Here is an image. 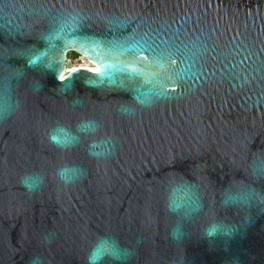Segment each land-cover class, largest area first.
<instances>
[{"label": "water", "instance_id": "water-1", "mask_svg": "<svg viewBox=\"0 0 264 264\" xmlns=\"http://www.w3.org/2000/svg\"><path fill=\"white\" fill-rule=\"evenodd\" d=\"M101 240L123 264H264V0H0V264Z\"/></svg>", "mask_w": 264, "mask_h": 264}, {"label": "clouds", "instance_id": "clouds-1", "mask_svg": "<svg viewBox=\"0 0 264 264\" xmlns=\"http://www.w3.org/2000/svg\"><path fill=\"white\" fill-rule=\"evenodd\" d=\"M88 123L83 122L80 126V130L88 128ZM48 139L50 143L60 147L62 150L66 147H70L75 139V136L67 128L62 125H58L52 133L49 134ZM96 145L93 144L92 147ZM72 170L68 167H61L57 169V176L65 184L73 183ZM42 178L39 174H27L21 178V184L29 191H33L39 187ZM216 234V229L214 227L210 228L208 231L209 236ZM105 258H110L112 260L120 261L123 264L125 257L122 255L121 250L114 247L112 243L107 240H101L96 246H94L88 255V264H100ZM38 259V258H37ZM35 264V261L33 262Z\"/></svg>", "mask_w": 264, "mask_h": 264}, {"label": "bare ground", "instance_id": "bare-ground-1", "mask_svg": "<svg viewBox=\"0 0 264 264\" xmlns=\"http://www.w3.org/2000/svg\"><path fill=\"white\" fill-rule=\"evenodd\" d=\"M82 66L93 67V66H97V65L94 64V63H92L90 61V59H88L87 57L84 56L77 65L68 68V67H66V64H65V67L64 68H66V69H72V68L82 67Z\"/></svg>", "mask_w": 264, "mask_h": 264}, {"label": "rangeland", "instance_id": "rangeland-1", "mask_svg": "<svg viewBox=\"0 0 264 264\" xmlns=\"http://www.w3.org/2000/svg\"><path fill=\"white\" fill-rule=\"evenodd\" d=\"M67 63H66V67H73L75 65H77L81 59H77L75 58V56L72 55V51H67Z\"/></svg>", "mask_w": 264, "mask_h": 264}, {"label": "snow or ice", "instance_id": "snow-or-ice-1", "mask_svg": "<svg viewBox=\"0 0 264 264\" xmlns=\"http://www.w3.org/2000/svg\"><path fill=\"white\" fill-rule=\"evenodd\" d=\"M33 63H35V61H33ZM95 72L99 73L100 69L99 68L95 69ZM74 74H76V73L75 72H70L67 77L64 76V75H60L59 79H61V80L69 79V78L73 77Z\"/></svg>", "mask_w": 264, "mask_h": 264}, {"label": "built area", "instance_id": "built-area-1", "mask_svg": "<svg viewBox=\"0 0 264 264\" xmlns=\"http://www.w3.org/2000/svg\"><path fill=\"white\" fill-rule=\"evenodd\" d=\"M84 57V55H82V54H77L76 56H75V58H77V59H82ZM67 56H66V59H65V64L67 63ZM67 66V65H66ZM68 68H70V67H68Z\"/></svg>", "mask_w": 264, "mask_h": 264}, {"label": "trees", "instance_id": "trees-1", "mask_svg": "<svg viewBox=\"0 0 264 264\" xmlns=\"http://www.w3.org/2000/svg\"><path fill=\"white\" fill-rule=\"evenodd\" d=\"M77 54H78V53L72 51V55H73V56H76Z\"/></svg>", "mask_w": 264, "mask_h": 264}]
</instances>
